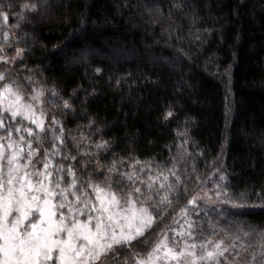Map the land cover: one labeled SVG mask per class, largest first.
Masks as SVG:
<instances>
[{"label": "trees", "instance_id": "obj_1", "mask_svg": "<svg viewBox=\"0 0 264 264\" xmlns=\"http://www.w3.org/2000/svg\"><path fill=\"white\" fill-rule=\"evenodd\" d=\"M45 2L35 13L22 7ZM6 4L25 17L19 33L34 81L72 106L54 113L66 133L64 151L86 161L76 165L82 180L97 160L122 159L126 168L138 159L165 171L175 164L188 189L185 195L181 187L175 210L192 195L214 194L218 183L260 203L264 0H0ZM65 43L76 58L57 54ZM167 111L173 116L166 120ZM70 134L87 145L73 148ZM100 141H109L107 150L95 147ZM199 202L203 215L194 216L205 236L209 224L233 232L240 221L264 227L259 208L228 224L217 205ZM247 243L256 247L255 238Z\"/></svg>", "mask_w": 264, "mask_h": 264}, {"label": "snow or ice", "instance_id": "obj_2", "mask_svg": "<svg viewBox=\"0 0 264 264\" xmlns=\"http://www.w3.org/2000/svg\"><path fill=\"white\" fill-rule=\"evenodd\" d=\"M22 7L35 13L49 5ZM0 17L7 22L8 13L0 11ZM2 40L0 53L9 43V33H3ZM24 52L17 48L11 60H22ZM69 53L76 58L70 43L57 52ZM0 61L8 63L9 58L0 55ZM9 71H0V264H103L102 257L109 255L112 264H264V227L240 221L233 232L209 224L211 234L205 236L188 208L194 212L199 200H211L217 215L231 224L230 218L251 215V209L264 211V193H254L260 203L249 204L253 193L234 194L218 183L213 197L192 195L172 223L157 231L166 211H174L173 200L179 199L181 187L185 195L188 192L175 164L165 171L138 159L130 160L126 168L122 159L110 165L97 160L93 172L82 180L76 166L66 163L77 157L64 151L63 124L55 115L49 121L44 108L46 91L52 97L59 93L36 87L31 77L25 78L31 86L26 90L18 80L8 79ZM71 107L63 100V109ZM172 116L167 111L164 119ZM95 147L107 150L109 141ZM94 175L104 178L96 181ZM253 238L255 248L247 243ZM121 252L130 255L121 260Z\"/></svg>", "mask_w": 264, "mask_h": 264}, {"label": "rangeland", "instance_id": "obj_3", "mask_svg": "<svg viewBox=\"0 0 264 264\" xmlns=\"http://www.w3.org/2000/svg\"><path fill=\"white\" fill-rule=\"evenodd\" d=\"M0 11H4V12L8 13L7 22L3 21V18L0 17V43H4L3 40H2L3 33H5V32L9 33V43H8V45L5 46L4 52L0 53V55L7 56L9 58V62L8 63H4L3 61H0V71H3L4 69H9L10 71H9V74H8V79L9 80H18L19 83L26 90L30 91L31 86L27 83L25 78L26 77H31L32 81H34V79H33L34 73H32L30 70H28L26 65H25V63H24L25 55H26V49L24 47V44L22 42V39H21L20 33H19L20 29H22V26L20 25L21 14L18 13V12H14L15 10L13 8H9V6L7 4L3 5V7L0 6ZM17 48L25 49L23 58H22V60L18 59V60L12 61L11 58L15 56ZM35 86L36 87H41L36 82H35ZM46 89H48V88H46ZM50 89H52V88H50ZM45 100H46V103L44 105V108L49 113L48 120L50 121L53 115H55L56 119L59 120L57 115L54 113V111L56 113H58V111H57L58 107L60 108V106L62 105V102H60V97H52L51 93L46 91ZM47 101H51V103H48ZM73 137H74V134H70L68 136V138L70 139V142H71V146L74 148L75 144L73 143V139H72ZM78 142H79V144L81 146H86L87 145V143L84 141V139H80V141H78ZM81 153L82 154L83 153H87L88 154L87 150H82ZM41 155H42V153H41ZM71 156H74V154L71 155ZM77 161L78 160H76V161L71 160V161H69V164H73V165L76 166L77 163H79L81 166H83V167L85 166V162H86L85 159L84 160H80V162H77ZM204 193H207L209 197H213L214 196V194H212L211 191H205ZM202 201L205 202V200H202ZM209 201H210L209 202L210 204H213L211 202V200H209ZM206 202H208V201H206ZM210 204H208V205H210ZM173 205H174V211L172 209H169V210L166 211L165 218L159 224V225H161V228H165L168 225H170L172 223L173 216H175L177 213H179L180 208L185 206V205H182L181 207L178 206V208L175 210V206L177 205L176 199L173 200ZM203 206L204 205L201 204L198 201L197 210L194 211V212L192 211V206H188L189 212L191 214L190 218L195 222V224H196V219H195L194 214L202 216L203 215L202 210L204 209ZM192 216H194V217H192ZM181 223H183L182 220H181ZM137 250H139V249H137ZM128 255H130V253L121 252V254H120L121 260L125 256H128ZM102 260H103V264H112L113 257L111 255H109V256H106V257H102Z\"/></svg>", "mask_w": 264, "mask_h": 264}]
</instances>
